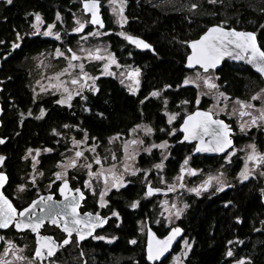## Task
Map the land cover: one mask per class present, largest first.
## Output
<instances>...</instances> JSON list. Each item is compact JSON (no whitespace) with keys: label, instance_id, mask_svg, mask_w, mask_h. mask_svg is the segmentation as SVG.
I'll list each match as a JSON object with an SVG mask.
<instances>
[{"label":"flooded vegetation","instance_id":"flooded-vegetation-1","mask_svg":"<svg viewBox=\"0 0 264 264\" xmlns=\"http://www.w3.org/2000/svg\"><path fill=\"white\" fill-rule=\"evenodd\" d=\"M0 1L6 5L11 0ZM71 1L73 7L69 5V8L66 9L69 13L68 16L65 13L59 14L61 19H57V13L54 12L51 20L45 21L43 15L39 13L41 22H37L35 14L38 12H30L32 16L28 27L25 30L16 31L15 40L5 48L3 57L0 58V69L6 72L5 65L3 66L1 61L23 46L24 37L29 40L37 38L46 42L47 46L37 51L67 49L75 37V34L68 29L69 24L75 13L80 11L86 20V32H100L101 39L107 43L110 53L108 54L116 61L113 68L125 67L128 72L139 69L137 77L139 84H133L128 76L119 78L115 72L114 74H102L100 67L97 66L94 68V77L96 78L94 81H86L81 78L82 82L68 87L69 90L77 93L68 103H56L64 96L63 92L48 93L46 96L35 98L29 91L26 94L29 101L25 108H21L14 102V98L10 94L1 95L4 82L9 78L7 72L4 78H0V137L5 138L0 143V156L4 157L1 161L0 171L4 172L7 177L2 187L3 194L17 209V212L22 211L33 200L37 201V204L25 215V220L28 216L36 219L41 216V210H45L44 221L35 233L30 229L17 230L14 225L0 230V237H3L0 239V254L4 252L5 242L10 240L13 247L20 250L17 254L25 257L21 261H14V258L10 256L5 257V259L13 260V264H26V261L33 264H50L52 261L62 262V264H167L177 256L180 262L183 261L185 264L186 258L196 243L195 235H197L194 231L190 236L189 228L207 216L206 228L209 231V237H211L209 240L212 241V246H216V241L222 246L220 253L222 264H235L242 258L243 264H261L264 257V175H261L264 173V165H257L253 168L252 162L248 161L247 168L252 174L247 180H240L238 173L246 166L247 155L251 151L249 145H255L258 152L264 153V120H257L255 124H251L252 117L259 116L261 109H264V93H261L264 79L256 76L254 84H257L256 86H248L247 92L233 93L226 91V83L219 75L221 66L216 70L209 69L207 73L216 74V85L220 87L221 92L229 97L225 101L215 99L219 92H199L198 83L195 81L191 84L183 83L185 75L189 72L205 73L199 67L185 69L184 75L178 78L166 79L146 75L150 64L166 63L164 54L167 52L180 54V56L175 55L173 58L175 62H170V64L184 65L189 52L188 41L199 37L212 24L253 31L258 45L264 51L260 40V29L258 27L256 29L237 27L221 19L208 23L195 37L183 41L180 31L174 39L170 37L171 35L165 36V30H153L147 27L136 18V13H142L132 11L134 7L141 11V5H143L145 9L153 10L155 13L153 16L158 20L162 18L165 22L167 13H171L175 18L178 17L181 20L184 16L187 22L184 25L191 24V19L195 16L182 12L180 4L183 0H175L174 4H171L172 2L169 4L168 0H123V15L126 18V23L122 26L116 23V15L110 11L107 5L108 0H98L100 14L105 23L104 28L89 23V15L83 11L82 0ZM57 22H61V25ZM35 23H41L39 31L33 26ZM54 24L56 29L58 28L57 31L61 39L43 33L46 30L50 31L48 26H54ZM175 24L183 25L180 22H175ZM121 32L139 38L151 47L138 48L124 36L119 35ZM18 36L19 39H17ZM168 37L169 45L167 44ZM171 38L174 40V44ZM13 44L18 46L13 48ZM95 55L100 56L99 53H95ZM221 64L240 65L241 63L223 61ZM15 72L23 73L27 79V70L22 64H17ZM105 77L112 79L116 89L122 90L135 101L138 117L134 122L115 128L109 124H98V118L103 117V113L98 111L100 83ZM122 79L127 82L121 83ZM80 84H84L85 87L81 89ZM92 85H95V92L90 90ZM130 88H133L134 91H130ZM154 91L158 95H149ZM258 93H260L258 98L252 100L251 97ZM198 94L199 103H197ZM146 97L147 99H145ZM237 99L252 103V108L245 109L246 115H240L239 105L235 103ZM11 109H14L17 115L18 129L27 119L40 121L47 113H54L55 110L63 116L60 121H57V124L49 127L48 133L51 135L49 140L38 143L21 142L18 149L13 146V149L9 150L7 148L8 136H5L2 130V119L7 117L6 112ZM41 109H44L43 115H41ZM85 109L88 110L85 111ZM195 110H211L214 113L213 118L221 119L229 125L231 129L229 138L232 143L223 152L219 154L196 153L194 149H196L197 141L183 139L184 132L180 125L184 122V117ZM170 112L176 114L172 124H169L167 119L172 114ZM91 117L95 121L91 120ZM136 125H147L152 129V132L144 134V130L139 128L129 133V130ZM241 125L245 126L243 131H241ZM54 129L55 131H53ZM107 129L110 132L108 135L98 134L99 131H107ZM85 133H87V138H85ZM169 133L172 134L169 135ZM117 134L120 135L114 139L115 153L108 158L106 156L105 159L103 156L105 155L104 146L110 143L109 137H115ZM73 139L84 141V143L73 145ZM131 139L143 141L138 144L143 147L150 143L166 142V150L163 155L158 147H154L150 152L144 150L137 152L134 159L127 160V163L130 162L128 165L132 170L138 169V171H134L135 174H132V172H126L122 167L126 157L123 154V143ZM204 141H208L207 136L204 137ZM17 144L11 143V145ZM93 144H95V152L89 150ZM45 149H50V151H45ZM78 149L83 151V156L76 158L75 151ZM229 153L231 154L229 155ZM113 155L116 156L115 161L112 159ZM33 156L36 157L35 161L32 159ZM95 156L101 158V164L93 163L91 171L96 172L101 168L107 170L115 164L116 167L113 171L117 175L122 174L123 183L120 187H111L110 183L106 184L104 179L88 176L89 169L83 165L92 163ZM186 157L187 163H185ZM73 158L77 159L75 167L67 169L62 167ZM158 163H162L163 166L161 168L154 167ZM182 166L185 169L198 171L193 174L185 171L181 174ZM59 171L66 172L64 178L68 180L70 188H79L83 193L84 198L79 201L76 209L78 215L83 217L84 213H88L90 218H95L97 215L106 218L102 224L98 221L95 222L96 226L91 229V235L85 236L79 241L76 239L75 233L68 236L63 231V222L60 226L48 222V216L56 212L67 219L71 209L65 208L64 202L71 200V195H75L72 193L65 197L58 191L63 181L57 180L54 173ZM181 175L183 178L179 179L178 177ZM209 176H219L220 184L226 186L217 192L216 189L220 184L213 180L207 189L201 190L200 195L189 191V189L201 185ZM85 180H89L90 187L84 186ZM20 184L25 186L23 191H19L17 188ZM178 184H183V187H175L172 192L167 190L169 186ZM149 186L167 191H156L150 196H145ZM102 191L105 193L103 197L101 196ZM49 195L52 197V202L40 203L42 198ZM102 201L106 202L103 207H101ZM161 201L165 203L162 204ZM133 202L136 203L135 208L131 206ZM183 205H187V207L183 208L180 216H176L175 209L181 208ZM113 212H116L117 215L113 216ZM167 219L170 222H167ZM173 228L181 229L180 237L173 247L165 256L149 261L146 254L149 232L152 233L154 239L162 240ZM45 236L51 237L52 242L60 246L52 257L45 253L43 259L34 258L37 239ZM93 237H103V239H93ZM65 238L69 242L61 244ZM215 239L216 241H214ZM129 241L134 242L129 243ZM186 244H190L191 247H185ZM11 250L9 249V251ZM229 250L232 252L231 256L226 255ZM185 253L187 254L185 255Z\"/></svg>","mask_w":264,"mask_h":264},{"label":"snow or ice","instance_id":"snow-or-ice-1","mask_svg":"<svg viewBox=\"0 0 264 264\" xmlns=\"http://www.w3.org/2000/svg\"><path fill=\"white\" fill-rule=\"evenodd\" d=\"M83 9L85 12L91 14V23L93 25H100L103 27V22L100 19L99 15V4L98 0H82ZM110 6H112V11L116 15V23L120 24L121 26L126 23V18L123 15V0H109ZM197 7L196 4H192L191 8L195 9ZM57 19H60L59 14H57ZM35 20L37 22H41V18L39 13L35 14ZM36 27V25H34ZM49 29L52 28V25L48 26ZM84 27L83 24H78V27H75L72 29L73 32H79ZM37 31H39V28L37 27ZM53 33L50 31H45L44 35H52ZM98 31L95 33H89L88 35H100ZM57 38H59V34H56ZM119 35L124 36L125 39L131 41L133 44H135L138 48H150L151 46L144 42L143 40L126 35L125 33L121 32ZM254 34L253 33H246V32H237L234 29H225L221 26H212L208 28L207 32H205L198 40H194L189 42V46L191 47L192 51L187 57V64L189 67L192 65H199L205 73H207L209 68H215L218 64H220L221 58L223 56H229L232 55V51L229 49V45L233 46L234 49L238 50L233 57L234 59H247L248 62L256 68V70L264 76V51H261L260 48L256 46L255 40H254ZM19 39V36L17 37ZM18 45L13 44L12 47L15 48ZM83 52L84 50L81 49ZM99 51L98 49L96 50ZM67 52L69 55L65 56V53L57 49L55 51V56L57 57H64L67 60V66L59 73H56L52 79L56 81V83L52 84L49 83V88H55L57 91H62L66 95L62 96L60 100H57V104H65L68 103V101H71L73 95L77 94L71 90H69L68 87L65 86L64 81L60 80L59 77L64 76L66 74H71L70 70L75 67H79L80 69V77L79 78H72L70 83L72 85H77L79 83V79H91L95 80V77H89L87 73L83 71V64H73V61H78L81 59L80 56L76 55L75 52H73L71 49H68ZM241 53H246L247 55H241ZM41 58H43V54H39ZM87 59H102L99 55H95L92 52L87 53ZM108 63L104 64L105 72L102 74H110L108 73V67L109 64H115L116 61L113 57L109 56L107 57ZM128 78L133 82V84L138 85L139 81L137 79L139 75V69H135L128 72ZM39 83V81H37ZM123 83V81H121ZM184 84H191L193 83L192 80H189L188 78H185L183 81ZM204 85L209 89H216L218 86L214 83H212L209 78L205 75L203 78ZM85 87L84 84H80V88L83 89ZM165 87H168L165 85ZM41 92H45L46 89L41 86ZM90 90L92 92L96 91L95 85H92ZM130 91H134L133 88L129 89ZM261 93H264V89H261ZM149 95L156 96L158 95L157 92H152ZM260 93L254 95L251 97L252 100H255L258 98ZM83 99V97H81ZM147 99V97L145 98ZM215 99L220 100L223 99L227 101L229 97L224 92H219L218 95L215 97ZM197 103H199V94L197 96ZM236 104L239 105L240 109V115H246L245 112L246 108H252V103L244 102L239 99L235 101ZM88 109H85L87 111ZM223 111V109H220ZM44 109H41V115H43ZM231 115V113H228ZM175 113L169 116V122L171 120L175 119ZM214 113L210 111H200L197 110L195 112H192L190 115H187L184 117V122L180 125L181 129L184 132L183 139L184 140H196L197 146L194 151H201V152H223L225 148H227L231 143L232 140L229 138V133L231 132V129L228 124H226L221 119H214L213 118ZM257 120H264V109H261L259 116H253L251 120V124H255ZM251 126V125H249ZM67 127V125H65ZM141 125H136L133 129L129 130V133H132L136 131V129L141 128ZM241 131L244 130V125H241ZM143 130L146 134H150L152 132V129L143 126ZM55 131V129L53 130ZM175 131V129H173ZM172 133H169L171 135ZM120 134H117L115 137H109V142L112 140L118 138ZM209 137L208 141H204V137ZM85 138H87V133H85ZM93 140H95V137H93ZM3 141L0 140V143ZM84 143V141H78L73 139L72 144L73 145H80ZM143 143V141L139 139H131L126 140L124 142L123 148L126 153L125 157V163L122 165L124 170L126 172H132V174H135L134 171L130 168V166L127 163V160L134 159V149L132 153H129V148L132 145H138ZM166 145L165 143H161L159 145H153L152 147H158V148H164ZM251 151L247 155V160L245 162V167L241 170L240 173H238L240 180H247L248 177L252 174L248 168H247V162H252V167L255 168L257 165H264V153H260L256 150L255 145H249L248 146ZM90 151L95 152V144H93L90 148ZM45 151H50V149H45ZM144 151H148V149H144ZM231 153H229L230 155ZM83 156L82 150H76L75 151V157L79 158ZM73 158L71 159L67 164L63 165L62 167L67 168H73L77 164V159ZM4 157L0 156V161H3ZM33 161L36 160V157H32ZM112 159L115 161L116 156L113 155ZM227 160V157H225ZM101 164V158L99 156H95L92 163H87L83 165V167L88 168V176L93 177L95 176L97 179H104L105 183H110L111 187L118 188L123 183L122 181V174L117 175L113 169L116 167L115 164L111 165L107 170H104L103 168L98 169L96 172L91 171L92 164ZM185 163H187V157L185 158ZM59 164V162H58ZM163 165L162 163H158L154 165L156 168H161ZM135 171H138L135 170ZM181 174H183L185 171H187L189 174H193L195 171H198L196 169H185L183 166L181 167ZM57 180H62L63 182L60 184V187L58 191L61 193L62 196H70L72 193H75V195H71V200H65L64 207L67 209H71L70 215L66 219L65 216L61 215L59 212H56L54 214H50L48 216V222L50 224L60 226L61 222H63V231L70 236L72 233H75L76 239L82 240L85 236L91 235V229L96 226L95 222L103 223L106 218H101L99 215H97L95 218H90L88 213H84L83 217H80L76 211L77 205L79 204V201L84 198L83 193L79 188H70L68 180L65 179L66 172L65 171H59L54 173ZM145 175H147V172H145ZM261 175H264V173H261ZM179 179H182V175L178 177ZM30 179H32L30 177ZM7 180V177L4 172H0V185H2ZM213 180L216 181L217 184H220L219 176H209L207 179H205L201 185H198L194 188L189 189V191L194 192L196 195H200L201 190L207 189L209 187L210 182ZM85 187H90L89 180L84 181ZM226 185L220 184L219 187H217V192L221 191L222 187H225ZM24 185L20 184L17 186L19 191L24 190ZM175 187H183V184H178L175 186H169L168 191L172 192L175 190ZM160 191V189H155L152 187H148L147 191L145 192V196H150L153 192ZM105 193L102 191L101 196L103 197ZM52 202V197L49 195L45 198H42L40 200V203L46 204ZM105 201L101 202V207L104 206ZM162 204H164V201H161ZM37 204L36 200H33L26 208H24L22 211L17 212V209L13 207L12 203L9 202V200L4 197L2 194H0V229L7 228L9 225H14L17 230L22 229H30L32 232H37L38 229L41 227V224L44 221V209L41 210V216L32 219L31 216H28L27 220L24 219L25 215L29 213V210L33 208L34 205ZM133 208L136 207V203L133 202L131 205ZM174 207V206H173ZM187 207V205H183L181 208L175 209V215L180 216L181 212L183 211V208ZM113 216H116L117 213L113 212ZM181 229L179 228H173L172 231L168 234L167 237H165L163 240H155L153 238V235L151 232H149V245L147 249V259L149 261L151 260H158L161 255H163L164 252L167 251L169 245L171 244L172 240L175 238L176 235L180 233ZM0 239H3V237H0ZM93 239H103V237H93ZM114 239V237H113ZM69 241L67 238L61 242V244H67ZM134 241H129V243H133ZM60 245L57 243L52 242V238L45 236V237H38L37 243H36V249L34 253V258L39 257L41 259L44 258L45 253L47 256L52 257L54 253L56 252L57 248ZM185 247L190 248V244H186ZM9 249H12L9 251ZM19 249H15L13 247L12 241H6L5 242V249L3 254H0V264H13V260L5 259V257L10 256L11 258H14V261H21L24 260L25 257L18 255ZM187 253H185L186 255ZM226 255L231 256L232 252L229 250ZM174 261H176V264H180L179 257H174ZM50 264H54V261L50 262ZM235 264H243V258L240 261H236Z\"/></svg>","mask_w":264,"mask_h":264},{"label":"trees","instance_id":"trees-1","mask_svg":"<svg viewBox=\"0 0 264 264\" xmlns=\"http://www.w3.org/2000/svg\"><path fill=\"white\" fill-rule=\"evenodd\" d=\"M224 1L225 0H221L220 3L214 5L205 4V7H207L210 13L205 12L203 15L197 14L198 16L191 19V24L187 25H184L187 23L184 16L181 20L178 17L175 18L171 13H167L165 22L162 18L158 20L157 17L153 16L155 14L154 11L148 8L145 9L143 5H141V11L137 7H134L132 11H134V13H142H136V18L142 24L147 25V27L153 30L163 29L166 31L164 35H171L170 37H173V39L180 31L181 38L185 41L188 38L195 37L208 23L224 19L221 13L225 10L224 12L229 14L227 22L230 24L250 29H256L258 27L260 29V40L264 48V0L253 4L244 1L233 3H226ZM71 3H73L71 0H11L8 4L4 5L0 1V58L3 57L5 48L10 45L11 41L15 40L16 31L25 30L28 27V23L32 16L30 12H38L43 15L45 21H50L55 13H65L68 16L69 13L66 9L69 8V5L73 7ZM182 12L187 13L184 11ZM204 14L206 15L204 16ZM66 19L68 20L67 22H69L67 17ZM175 22H180L184 26H178ZM57 23L61 25V22ZM178 27L181 29L178 30ZM172 41L174 44V40ZM167 42L169 45V37ZM45 46H47V44L44 41L38 40L37 38L29 40L27 37H24L23 46L13 51L6 59L1 61V64H3V66L5 65V70L9 77L4 82L1 95L3 96L4 93L10 94V96L14 98V102L21 108H25L29 101V97L26 96L29 90L27 89V81L23 73H16L15 68L17 64H21V60L25 54L37 51ZM165 54V64H150L148 66V72L146 73L148 77H164L169 79L184 75L186 70L183 68V64H170V62H175L173 59L175 55L180 56V54L175 52H167ZM6 72L0 69V78H4ZM219 75L226 83V91L233 93L247 92V87L254 85L256 80L255 77L258 76L248 67L238 64H222ZM245 79H248V81H245ZM100 85L98 111L103 113V117L98 118V124H109L115 128L117 126H126L128 123L134 122L138 114L136 113L135 101L132 97L125 94L122 90L116 89L113 80L109 77L103 78ZM6 116L7 117L2 119V130L4 131V135L8 136L7 148L11 150L13 146L18 149L21 142L38 143L49 140L51 136L48 133L49 127L57 124V121H60L63 115L55 110L54 113H47L40 121L27 119L22 123L20 129L17 128V115L14 109L7 110ZM92 119L95 121V119L91 117V120ZM90 123L93 124L92 121H90ZM109 133L108 129L107 131L98 132V134L102 136L108 135ZM11 143L18 144L11 145ZM207 220L208 218L205 216L198 220L196 225L189 228L190 236L193 235L194 231L197 235H195L196 243L193 245L189 256L186 258L185 264H222L220 261L222 246L219 245L216 239L214 240L216 241V246H212L213 243L209 240L211 237H209V231L206 228ZM261 264H264V257Z\"/></svg>","mask_w":264,"mask_h":264},{"label":"rangeland","instance_id":"rangeland-1","mask_svg":"<svg viewBox=\"0 0 264 264\" xmlns=\"http://www.w3.org/2000/svg\"><path fill=\"white\" fill-rule=\"evenodd\" d=\"M221 0H183L181 5V9L184 12H187L188 14L194 15L196 16L197 14H202L205 12H209L210 11L207 9V7H205V4H218L220 3ZM247 2V3H259L263 0H225L224 2H228V3H233V2ZM172 2V3H171ZM168 3L170 4H174L175 0H168ZM192 4H196L197 7L195 9L191 8ZM107 5L109 6V9L111 12L112 11V6H110L109 4V0ZM225 10L222 11V15H223V21H227V17L229 16V14L227 12H224ZM78 24H83L84 27L79 31V32H73L72 29L75 27H78ZM86 20L84 15L78 11L75 13V15L73 16L70 24H69V31L71 33L75 34L74 37V41L71 42V44H69V46L67 47V49L61 50L60 51L65 53V56L69 55V53L67 52L68 49H71L73 52L76 53V55L80 56L81 59L78 61H73V64L79 65V64H83V71L85 73H87V75L89 77H94L95 76V67H100V72L104 73L105 69H104V64H106V60L107 57L109 56V49H108V45L105 41H103V39H101L102 37H100L101 35H88L89 33H95V32H86ZM34 25H36L35 28H40L41 27V23H35ZM33 25V26H34ZM58 28L56 29V25L54 24V26H52V28L50 29V31L53 33L52 35L54 36V38H57L56 34L58 33ZM45 32V31H44ZM43 32V33H44ZM100 33V32H99ZM58 39H61V37L59 36ZM56 49H50V50H40L31 54H27L25 55L22 60H21V64L22 66H24L27 70V79H26V86L27 89L33 94V96L35 98H39V97H43L46 96L48 93H55V92H60L62 93V91H57L55 88H49L48 85L49 83H56V81L54 79H52L54 77V75L56 73L61 72L66 66H67V60L64 57H57L55 56V51ZM81 49H83L84 51L82 52ZM99 50L98 52L96 50ZM92 52V53H99L100 57L104 58V59H87V53ZM40 53L43 54V58H41V56L39 55ZM109 53V54H108ZM101 62H103L102 64H100ZM114 64H109L108 67V73L110 74H116L117 77L119 78H125L126 76H128V70L123 67L120 69H114ZM99 72V71H98ZM71 74H66L64 76L59 77L60 80L64 81V84L66 87H71L73 86L70 81L72 78H79L80 77V69L79 67H75L72 68L70 70ZM207 76L209 78V80L216 84L217 83V76L214 73H196V72H189L185 75V78H188L192 81H195L198 83V88H199V92H221V90L219 89L220 87L218 86L216 89H209L207 88L204 83H203V78L204 76ZM91 79H86V81H90ZM37 81H39V83H37ZM122 81L125 83L127 81L123 80ZM79 82L81 81V78L79 79ZM41 86H43L46 91L45 92H41ZM264 89V86L262 87ZM65 95V93H63ZM170 113H174V112H170ZM170 114V115H172ZM169 115V116H170ZM169 116L167 117L168 122H169ZM174 120V119H173ZM173 120H171V122H169V124H172ZM142 129L143 126H147V125H141ZM144 134H146L144 132ZM114 143L115 140H112L109 144H107L106 146H104V153L105 155H103L106 159L110 157L112 154H114L115 152V148H114ZM162 143V142H161ZM160 143V144H161ZM166 145V142H163ZM124 145V143H123ZM153 145H159V144H154V143H150L147 146H140V145H133L130 146L129 148V153L134 151V155L137 152H141L144 149H148L147 152H150L154 147H152ZM161 150V155L164 154L165 150H166V146L164 148H160ZM124 151V148H123ZM125 151H124V153ZM130 163V162H128ZM137 170V168L133 169V171ZM167 222H170L169 219H167ZM26 264H33L32 262H28L26 261ZM54 264H62V262H54ZM167 264H176V261H174V259L172 258ZM180 264H184L183 261L180 262Z\"/></svg>","mask_w":264,"mask_h":264},{"label":"water","instance_id":"water-1","mask_svg":"<svg viewBox=\"0 0 264 264\" xmlns=\"http://www.w3.org/2000/svg\"><path fill=\"white\" fill-rule=\"evenodd\" d=\"M98 4H99V1H98ZM82 8H83V4H82ZM83 11H84V9H83ZM84 12H85V11H84ZM85 13H87V12H85ZM87 14L89 15V23H90L91 25H93V24L91 23V14H90V13H87ZM99 15H100V19H101L102 22H103V27H101L100 25H93V26H98L99 28H104L105 23H104V21H103V19H102V17H101V14H100V7H99ZM212 26H221V25H218V24H212V25L208 26V27H207V28H206V29H205V30L199 35V37H197V38H195V39H192V40H189V41H188L187 45H188L189 52H188L187 55H186L185 62H184V65H183L185 69H192V68H194V67H199L202 71H204L199 65H192L191 67L188 66V64H187V57H188V55H189V54L191 53V51H192L191 47L189 46V42L194 41V40H198V39H199V38H200L205 32H207L208 28H210V27H212ZM221 27H223V28H225V29H234V30L237 31V32L253 33V34H254V37H253V38H254V40H255L256 46H257L258 48H260V46L258 45V42H257L256 36H255V33H254L253 31L236 29V28H234V27H225V26H221ZM229 49L232 51V55H229V56H223V57L221 58L220 64H218L215 68H209V69H213V70L218 69V68L222 65L221 63H222L223 61L237 62V63H241L240 65H244V66L248 67L253 73H255L256 75H258V76H260V77H262V78L264 79V76H262V75L256 70V68H254V67L248 62V60H247L246 58H245V59H239V60L233 58L238 50L234 49V47L231 46V45H229ZM260 50L263 51L261 48H260ZM241 55L246 56L247 54H246V53H241ZM209 69H208V70H209ZM195 111H197V110H195ZM195 111H194V112H195ZM200 111H202V110H200ZM0 114H1V108H0ZM190 114H191V113H190ZM190 114H188V115H190ZM214 119H217V118H214ZM208 139H209V137H208ZM0 140L4 141L5 138L0 137ZM195 152H196V153H207V154H219V153H221V152H207V151H205V152L195 151ZM0 165H1V161H0ZM0 172H1V171H0ZM4 184H5V182H4L2 185H0V194H2L4 197H6V196L3 194V191H2V187L4 186ZM158 189H159V188H158ZM160 191H167V190L160 189ZM158 192H159V191H158ZM6 198H7V197H6ZM7 199H8V198H7ZM9 202H10V201H9ZM263 202H264V197H263ZM3 229H4V228H3ZM0 230H2V229H0ZM171 231H172V229H171V230L165 235V237H167L168 234H169ZM180 233H181V232H180ZM180 233H179L178 235L175 236V238L172 240L171 244L169 245L167 251L164 252L163 255L160 256V258L163 257V256H165V255L170 251V249L173 247V245L175 244V242L177 241V239L180 237ZM165 237H164V238H165ZM153 238H154V237H153ZM164 238H163V239H164ZM163 239H162V240H163ZM155 240H156V239H155ZM148 245H149V238H148L147 245H146V254H147ZM151 261H153V260H151Z\"/></svg>","mask_w":264,"mask_h":264}]
</instances>
